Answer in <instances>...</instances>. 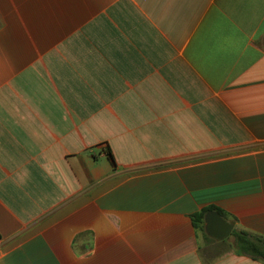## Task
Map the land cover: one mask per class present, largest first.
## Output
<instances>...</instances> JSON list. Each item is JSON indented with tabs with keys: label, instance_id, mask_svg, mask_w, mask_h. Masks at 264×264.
<instances>
[{
	"label": "crops",
	"instance_id": "crops-1",
	"mask_svg": "<svg viewBox=\"0 0 264 264\" xmlns=\"http://www.w3.org/2000/svg\"><path fill=\"white\" fill-rule=\"evenodd\" d=\"M210 206L264 237V0H0V264H264Z\"/></svg>",
	"mask_w": 264,
	"mask_h": 264
},
{
	"label": "trees",
	"instance_id": "trees-1",
	"mask_svg": "<svg viewBox=\"0 0 264 264\" xmlns=\"http://www.w3.org/2000/svg\"><path fill=\"white\" fill-rule=\"evenodd\" d=\"M210 211H217L220 213L222 217H227L219 208L215 206H210L203 209L200 213L194 215L193 220L196 229L200 230L207 241L218 242L212 238H210L205 230V217L206 214ZM231 237L234 238L233 249L239 255L249 256L254 260H259L264 262V237L254 236L253 234L247 231H237L234 230ZM227 240L222 241L223 243L227 242ZM220 243V242H219Z\"/></svg>",
	"mask_w": 264,
	"mask_h": 264
},
{
	"label": "water",
	"instance_id": "water-1",
	"mask_svg": "<svg viewBox=\"0 0 264 264\" xmlns=\"http://www.w3.org/2000/svg\"><path fill=\"white\" fill-rule=\"evenodd\" d=\"M236 223L227 221L217 211H210L205 217V230L209 237L217 241H225L231 237Z\"/></svg>",
	"mask_w": 264,
	"mask_h": 264
},
{
	"label": "rangeland",
	"instance_id": "rangeland-1",
	"mask_svg": "<svg viewBox=\"0 0 264 264\" xmlns=\"http://www.w3.org/2000/svg\"><path fill=\"white\" fill-rule=\"evenodd\" d=\"M234 243V240H233V238H229V240L227 241V242H225V243H223V242H209V243H207V244H204L203 245V253H204V255H205V257L207 258L209 255H210V249L208 248L209 246H214V245H218L219 247V249L223 252V251H225V250H229V248H230V246H231V244H233ZM212 251V250H211Z\"/></svg>",
	"mask_w": 264,
	"mask_h": 264
}]
</instances>
